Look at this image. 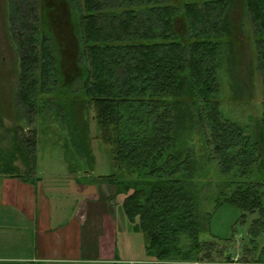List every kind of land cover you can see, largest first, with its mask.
Instances as JSON below:
<instances>
[{
  "label": "trees",
  "instance_id": "obj_1",
  "mask_svg": "<svg viewBox=\"0 0 264 264\" xmlns=\"http://www.w3.org/2000/svg\"><path fill=\"white\" fill-rule=\"evenodd\" d=\"M238 10L252 23L264 78V0H7L24 117L16 109L0 131V176L38 181L29 126L53 120L68 133L80 182L114 187L111 199L147 239L148 264H264V100L250 114L253 129L227 117L220 100L224 66L235 102L245 88L234 70L244 46ZM65 16L71 44L59 31ZM92 111L115 170L94 180ZM224 204L254 217L238 258L223 245L230 240L211 234Z\"/></svg>",
  "mask_w": 264,
  "mask_h": 264
},
{
  "label": "rangeland",
  "instance_id": "obj_2",
  "mask_svg": "<svg viewBox=\"0 0 264 264\" xmlns=\"http://www.w3.org/2000/svg\"><path fill=\"white\" fill-rule=\"evenodd\" d=\"M235 23L238 24L243 18L240 10L234 14ZM243 29L239 30V36L242 38L243 47L238 48L239 63L234 68L235 76L241 81L244 90L238 95L236 102L233 99L235 95L230 84V78L226 72V68L221 70V94L220 100L223 113L230 119L239 124L254 127L253 120L250 118L251 113H259L262 110L261 103L264 97V78L260 71L257 70V58L254 48L255 31L252 23L248 18H243ZM242 20V21H243ZM241 23V22H240ZM60 33L71 44L75 41L71 31L67 16L58 21ZM68 59H73L71 54L66 55ZM66 58V57H65ZM19 74V61L16 53L14 41L11 38L8 21H7V0H0V131L3 128H10L14 125L16 117V109L19 117H24L22 106H18L15 102L14 94L17 90V79ZM234 76V78H235ZM238 84V85H239ZM241 95V97H240ZM90 132L92 138V150L95 156V164L93 171L89 174L92 179L100 176H106L114 173V166L110 151V146L103 144L99 140V127L97 120L94 118V112L90 115ZM20 125L27 127L25 119H21ZM30 129L37 130V173L46 181L62 183L67 179L69 174V162L66 152L68 151L66 143L68 140L67 131L62 128L59 123L48 120L42 122L41 119L35 117ZM88 176V173H81ZM87 180H82L86 182ZM51 182H49L51 184ZM82 182H80L82 185ZM91 181H88V183ZM48 183V184H49ZM109 187L106 185V188ZM113 188V187H112ZM113 205L115 206L114 202ZM210 201L203 203V210L207 211L212 208ZM120 208V206H118ZM254 217L248 215L242 218L241 212L237 207L224 204L216 210H213L211 220V234L220 239H228L223 245L228 250H232V254H236L238 258L242 248L250 243V229ZM119 234L117 238L120 247L117 253V260L113 259L100 264H148L152 259L147 255L144 247L147 239L142 233H135L133 226L127 217L119 213L118 218ZM204 239L209 238L208 235L203 236ZM125 239H128L125 241ZM264 246V238L261 239ZM260 248V247H259ZM237 260V259H235Z\"/></svg>",
  "mask_w": 264,
  "mask_h": 264
},
{
  "label": "crops",
  "instance_id": "obj_3",
  "mask_svg": "<svg viewBox=\"0 0 264 264\" xmlns=\"http://www.w3.org/2000/svg\"><path fill=\"white\" fill-rule=\"evenodd\" d=\"M68 169L62 183L38 173L34 184L0 176V264L117 260L122 210L111 199L114 187L80 185L78 173Z\"/></svg>",
  "mask_w": 264,
  "mask_h": 264
}]
</instances>
